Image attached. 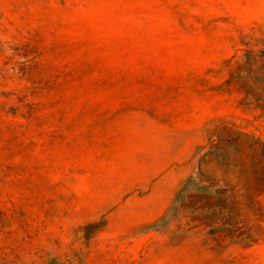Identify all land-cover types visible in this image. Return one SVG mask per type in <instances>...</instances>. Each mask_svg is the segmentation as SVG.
Masks as SVG:
<instances>
[{"label":"rangeland","instance_id":"obj_1","mask_svg":"<svg viewBox=\"0 0 264 264\" xmlns=\"http://www.w3.org/2000/svg\"><path fill=\"white\" fill-rule=\"evenodd\" d=\"M0 264H264V0H0Z\"/></svg>","mask_w":264,"mask_h":264}]
</instances>
